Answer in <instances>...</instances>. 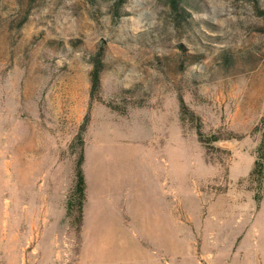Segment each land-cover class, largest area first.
<instances>
[{
  "label": "rangeland",
  "instance_id": "374dc122",
  "mask_svg": "<svg viewBox=\"0 0 264 264\" xmlns=\"http://www.w3.org/2000/svg\"><path fill=\"white\" fill-rule=\"evenodd\" d=\"M118 4L0 0V264H96L86 221L103 165L122 195L152 168L175 188L181 235L159 264H264V176L248 177L264 133V0ZM86 115L77 227L66 200ZM197 127L219 140L205 148Z\"/></svg>",
  "mask_w": 264,
  "mask_h": 264
},
{
  "label": "crops",
  "instance_id": "0c3cea01",
  "mask_svg": "<svg viewBox=\"0 0 264 264\" xmlns=\"http://www.w3.org/2000/svg\"><path fill=\"white\" fill-rule=\"evenodd\" d=\"M105 171L106 166L99 167L91 221H86L94 238L95 263L159 264L166 236L181 235V202L176 205L171 199L175 188L159 180L152 168L144 175L137 173L128 184V193L122 195L121 182L110 179ZM107 194L110 198L105 199ZM139 237H147L149 247Z\"/></svg>",
  "mask_w": 264,
  "mask_h": 264
},
{
  "label": "trees",
  "instance_id": "16d2710c",
  "mask_svg": "<svg viewBox=\"0 0 264 264\" xmlns=\"http://www.w3.org/2000/svg\"><path fill=\"white\" fill-rule=\"evenodd\" d=\"M180 1L181 0H169L171 6L176 7V8ZM116 3L117 5H119L118 3H122V0H116ZM115 10H117L116 7H115ZM103 54H104V49L102 46H99L90 61V63L92 64V68L89 72L90 98L91 99L94 98L93 97L94 94H96V92L99 89L100 77H101L102 70L104 69V64L102 62ZM180 104H181V107L184 108L182 100H180ZM87 122H88V115L84 117V120L82 124L80 125L79 130L77 134L75 135L74 140L72 142L73 149L78 148V157H77L75 168H74L73 187H72L70 195L68 196L66 200V216L72 217L71 221L74 222L77 227H80L82 223L83 207H84L85 200H86V180H85L84 173L82 170V165L84 163L83 134H84ZM260 124L264 128V116L261 119ZM196 134H197L198 142L201 145L205 146V148H207L208 144L219 140V137H216V136L205 137V135H203V133L199 130V128L197 129ZM206 154L207 152H205V160L208 161ZM263 159H264V133H263L262 139L260 140L256 148V158L253 162V166L248 175L249 179L252 182L258 184L259 186H261L263 176H264ZM254 197H255V200L258 201L260 198V194L256 193Z\"/></svg>",
  "mask_w": 264,
  "mask_h": 264
},
{
  "label": "bare ground",
  "instance_id": "6f19581e",
  "mask_svg": "<svg viewBox=\"0 0 264 264\" xmlns=\"http://www.w3.org/2000/svg\"><path fill=\"white\" fill-rule=\"evenodd\" d=\"M123 149L124 148H121L120 146H117L116 149L114 150V154H115V162H120V158H121V155L123 154ZM126 150V149H124ZM125 153H128V150L125 151Z\"/></svg>",
  "mask_w": 264,
  "mask_h": 264
}]
</instances>
